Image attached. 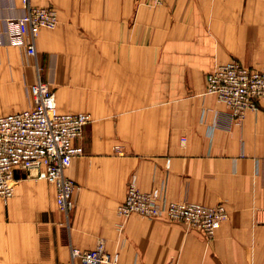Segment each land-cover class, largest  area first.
Segmentation results:
<instances>
[{
	"label": "crops",
	"instance_id": "crops-1",
	"mask_svg": "<svg viewBox=\"0 0 264 264\" xmlns=\"http://www.w3.org/2000/svg\"><path fill=\"white\" fill-rule=\"evenodd\" d=\"M30 3L53 7L57 25L38 30L29 56L7 39L21 0H0V116L31 106L26 86L40 78L58 111L92 121L64 171L76 184L67 212L53 182L16 172L13 195L0 198V264H65L98 240L111 264H264V97L238 122L205 93L220 64L264 68V0ZM66 68L82 86L67 97L81 95V106L62 101ZM131 180L170 200L222 202L228 217L210 241L166 217L123 222Z\"/></svg>",
	"mask_w": 264,
	"mask_h": 264
},
{
	"label": "built area",
	"instance_id": "built-area-1",
	"mask_svg": "<svg viewBox=\"0 0 264 264\" xmlns=\"http://www.w3.org/2000/svg\"><path fill=\"white\" fill-rule=\"evenodd\" d=\"M159 3L160 0H144ZM23 13L7 22L15 25L8 32L11 44L23 46L26 54L36 57L35 38L40 28H55L57 12L53 7L33 6L30 0H21ZM31 106L0 116V198L13 195L18 180L17 171L25 176L44 179L56 185L60 210L67 212L73 206L76 184L64 171L76 157L83 155L76 140L83 137L84 128L92 121L86 112H60L55 94L47 81L38 78L26 86ZM205 93L214 95L240 122L248 110L257 108L264 97V68H252L232 59L218 65L206 75ZM184 141V138H182ZM117 213L125 222L136 214L146 218L166 217L182 222L187 229H198L207 241L213 238L216 226L227 219L224 203L205 205L188 200H170L164 189L143 191L131 180ZM113 258L103 240L91 249H71L65 264H111ZM205 264V263H202Z\"/></svg>",
	"mask_w": 264,
	"mask_h": 264
},
{
	"label": "rangeland",
	"instance_id": "rangeland-1",
	"mask_svg": "<svg viewBox=\"0 0 264 264\" xmlns=\"http://www.w3.org/2000/svg\"><path fill=\"white\" fill-rule=\"evenodd\" d=\"M53 29V28H52ZM52 29H48V30H52ZM80 71L79 74H77L76 76H78V78H81L82 74L80 73L82 70L79 69ZM68 73H69V69H65L64 71V76H65V82L62 85V89L64 90V95H63V103L65 104H72L75 106H81L84 104L83 98L81 97V95L79 96H73V97H67V93L74 91V92H80L79 90L81 89V85L79 84H73L69 82V77H68Z\"/></svg>",
	"mask_w": 264,
	"mask_h": 264
}]
</instances>
